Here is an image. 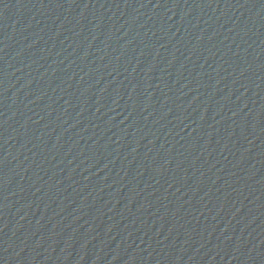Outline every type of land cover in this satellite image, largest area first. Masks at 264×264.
I'll return each mask as SVG.
<instances>
[{"label":"water","instance_id":"1","mask_svg":"<svg viewBox=\"0 0 264 264\" xmlns=\"http://www.w3.org/2000/svg\"><path fill=\"white\" fill-rule=\"evenodd\" d=\"M264 14V0H0V170L147 66Z\"/></svg>","mask_w":264,"mask_h":264}]
</instances>
